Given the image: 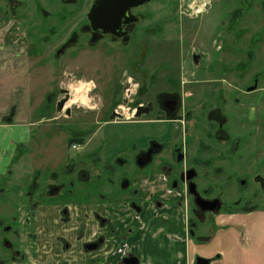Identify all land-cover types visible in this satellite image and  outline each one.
Wrapping results in <instances>:
<instances>
[{
  "label": "flooded vegetation",
  "instance_id": "flooded-vegetation-1",
  "mask_svg": "<svg viewBox=\"0 0 264 264\" xmlns=\"http://www.w3.org/2000/svg\"><path fill=\"white\" fill-rule=\"evenodd\" d=\"M160 1L0 0V12L21 19L20 27L27 26L32 40L38 26L54 31L52 36H59L56 55L70 48L113 45L118 50L143 49L140 55L145 57L146 38L152 31L149 26L155 27L153 35L159 41L169 40V28L163 22L167 19L180 27L182 37L177 42L182 47L191 43L193 47H200L194 44L192 32L187 26L193 29L203 21L207 23V29L202 30V41L206 47L202 46L199 51L206 54V70L189 75L182 72L180 81L169 78L174 85L158 88L151 96L147 94L156 86L159 73L156 70L150 73L142 71L144 60H134L138 54L135 50L133 59L132 56L129 59L125 86L121 84L119 101L112 103L111 109V114L121 116L125 113L121 110L124 102L127 119L108 121L129 122L137 129L136 134L129 138L126 149L120 150L123 154H117L121 152L107 147V150H103L101 143L84 153L95 163L92 172L97 173L93 180L94 189H84L87 200L80 202L75 182L64 179L60 187L66 185L67 189L62 203H67L69 208L63 206L61 212L64 215L55 222L43 225L40 222L33 225L27 222L29 224L26 226L34 228L26 235L31 243L28 252L21 247V250L12 247L8 239H3L4 246L11 250L9 257L13 261L27 262L30 257V264H101L100 251L108 247L109 253L110 245L100 227H108L111 219L100 212L104 203H99L92 193L99 190V173L105 168L108 169L106 172L117 174L123 161L125 166L121 186L129 184L131 197L128 202L136 215H141L147 202L152 203L157 214L164 207L186 205L185 221L190 236L197 232L201 234L209 224L214 225L215 220L207 218L208 214L249 212V207L264 210V0H237L234 7H226L231 2L225 0L221 8L217 7L219 0H199L197 9L198 4L194 0L195 7L190 4L185 11L179 8L181 0H173L172 17L163 14L161 19H156L152 13ZM96 5L98 8H94ZM94 11L97 13L95 16ZM102 12H105V16L99 18ZM155 22L157 25H153ZM194 52L193 49L192 54ZM194 59L197 60L196 57ZM58 93H63L64 97L57 101L56 108L64 111L71 100V91L62 88ZM64 98L67 100L59 109ZM70 111L67 107L66 113L70 114ZM142 127L146 130L143 131ZM79 132L84 136V131ZM120 139L117 147L123 144V138ZM83 147L84 139L78 145H73L72 149L83 150ZM100 151L105 155L102 156ZM111 156L114 158L109 160ZM64 162L62 159L57 169L62 168ZM65 163L62 172L68 174L75 165V158L67 156ZM212 172L218 176L238 175L239 185L250 190L246 194L249 196H240L234 203H223L218 195L211 197L206 180ZM41 174V180L47 183L57 172L47 173L35 168L29 188L35 189L40 185ZM82 174L83 171L80 179ZM159 175H164L168 182L165 192L175 194L171 199H154L151 194L156 186L161 187V184H153L154 178ZM178 188L183 192L176 193ZM147 191L149 193L146 195ZM30 193L27 192L28 195ZM30 197L27 203H55L37 200L35 194ZM186 199L188 203H184ZM213 200L218 203L212 209V203L207 201ZM2 202L10 203V200ZM80 205H88V209L83 211ZM235 207L241 210L227 212ZM21 224L14 229V238L19 235L25 237V226ZM140 228L145 227L141 223L138 226L130 225L120 237L116 235L118 241L110 254L113 258L121 257L118 264H145L137 245L132 243V238L138 237L134 231ZM8 230L11 229L7 225L4 231ZM116 231L111 230L113 234ZM42 235L47 236L44 238ZM7 256L0 258V264H9Z\"/></svg>",
  "mask_w": 264,
  "mask_h": 264
},
{
  "label": "rangeland",
  "instance_id": "rangeland-1",
  "mask_svg": "<svg viewBox=\"0 0 264 264\" xmlns=\"http://www.w3.org/2000/svg\"><path fill=\"white\" fill-rule=\"evenodd\" d=\"M224 1L219 0L220 5L217 7L221 8L222 4H225ZM227 1L231 3L226 4V7H234L237 3V0ZM172 2L173 0H161L159 4L155 5L152 16L156 19H161L163 14L172 17ZM195 3L198 4L197 9L200 1L196 0ZM195 3L194 0H181L179 8L185 11L190 4L195 7ZM0 15V116L5 114V112L2 114V111L7 109V111L9 110L8 114L11 115H6L5 119L17 113L16 118L13 116V120L29 121L32 124L30 140L26 144L19 145L14 153V159L18 154L20 157L18 160L13 159V164L9 166V171H12L10 173L8 171L4 177H0V255L2 256L0 258L4 259V256L8 255L9 264H30V257L27 262L22 263L10 259L11 250L7 249L3 242V239H8L12 243V247L14 246L19 250L21 247L28 252L31 243L26 237L34 228L32 227L30 231L25 233V237L19 235L14 238L13 234L14 229L18 228L21 222V226L28 227L26 226L29 224L27 222L37 224L40 221L41 209L39 208L45 203H27L31 198L30 196L33 197L35 194L37 200H43V202L54 201L55 203L46 204L60 206L59 219H61L64 215L61 212L63 206L66 205V209L69 208L67 203H62V196L66 194L67 189L66 185L60 187V183H63L64 179L67 178L68 181L75 182V189H78L77 195L80 202L87 200L85 188L94 189L93 180L97 173L92 172V167L95 163H92L91 159L87 158L84 153L92 151L91 149L95 145L98 146L101 143L103 150L107 147L121 152L117 154H123V151L120 150L126 149L129 138L137 132V129L133 128L129 122L108 121L109 119L114 121L127 119L125 116L127 110L123 108L124 102L121 104V110H124L125 113L123 112L121 116L111 114V109L112 103L115 104L119 101L121 84L125 86L129 59L131 56V60L133 59L135 50L138 54L135 55L134 60H144L142 71L150 73L156 70L159 73L156 86L150 89L151 91L147 94V96H151L152 92L154 93L158 88L173 86L174 84L169 78L180 81L182 72L189 75L192 72H204L206 70V54L199 53V51L202 46L206 47L202 41L204 39L202 30L207 29V23L203 21L193 29L187 26L189 32H192L194 44L201 48L193 47V43L190 46L186 44L182 47L177 42L182 37L180 27H177L176 22L167 19L163 22L167 25V29L169 28V40L162 39L159 41L153 35L155 27L149 26L152 31H148L149 35L146 38L145 57L140 55L143 49L140 51L139 48L118 50L113 45L96 48H70L56 55L59 36L57 34L52 36L54 31H48L38 26L36 32H33L32 40L27 26L20 27L21 19L13 18L11 15L5 16L2 12ZM153 25H157L156 22ZM48 38L50 40L47 42ZM192 48L195 50L194 54H192ZM132 70L137 71L134 68ZM184 85L186 84L182 86ZM62 88H68L71 91V100L66 106V108L71 109L70 114L66 113V108L64 111H59L56 108L57 101L64 97L63 93H58V90ZM100 124H102L101 127H99ZM79 130L84 131L85 137ZM142 130L145 131L146 128L142 127ZM93 134L95 136L92 139ZM74 136L81 140L84 139L85 147L83 150L72 149L73 145L80 143V141L69 143V139ZM120 138H123V144L117 147ZM101 151L100 153L104 156L105 152ZM67 156L75 158V165L68 174L62 172L66 166ZM100 158L102 157L100 156ZM113 158L111 156L108 159L112 160ZM62 159L65 162L62 168L57 169ZM121 164V169L117 174L112 175L110 172H106L108 169L105 168L99 173L101 175L99 190L92 193L99 203L109 205L115 200L129 203L131 197L128 190L129 184L121 186L125 162L123 161ZM35 168L47 171V173L54 171L57 172V175L48 179L47 183L45 180H41L42 174L39 175L40 185L31 189L29 185ZM81 171H83L82 179L79 178ZM86 171L87 173H85ZM8 173L9 175H6ZM109 178L111 180H108ZM45 183L46 187H44ZM206 183L211 190V197L218 195L223 203H234L240 196H249L246 194L250 190L239 185L236 174L218 176L212 172ZM115 184L117 187L114 186ZM49 185L56 187L49 189ZM57 187L61 189H56ZM182 190L178 188L176 193L183 192ZM27 192H31V195H28ZM8 200L10 203L2 202ZM15 201L16 203H14ZM184 203H188V200L186 199ZM182 208L185 215L187 206ZM249 208L252 209V207ZM237 210H241V208L235 207L231 210L228 209L227 212ZM211 215L208 214L207 218L211 217L215 220L216 214ZM136 218L141 219V216H136ZM7 225L11 230L5 232L4 227ZM212 230V226H208L205 235L210 234ZM134 232H137L135 235L138 236L140 230L136 229ZM258 254L255 253V255Z\"/></svg>",
  "mask_w": 264,
  "mask_h": 264
},
{
  "label": "crops",
  "instance_id": "crops-1",
  "mask_svg": "<svg viewBox=\"0 0 264 264\" xmlns=\"http://www.w3.org/2000/svg\"><path fill=\"white\" fill-rule=\"evenodd\" d=\"M8 112L5 109L0 116V177H4L9 171L19 145L26 144L31 138V122L13 120L17 113L5 119L6 115H10ZM31 160L33 162V158ZM154 180L153 184H161V187L156 186L155 191H151L154 199H171L175 196L165 192L168 182L163 175L155 177ZM148 193L149 191L145 194ZM147 203L140 215L141 219L136 218L137 215L129 203L122 200L112 201L100 208V212L111 219L108 227H100V231L108 237L110 245L109 253L108 247L100 251L101 264H118L121 257L113 258L110 254L118 241L117 236L120 237L130 225L138 226L140 223L145 228L140 229L138 237L132 238V243L137 245L145 264H194L197 255L212 259L211 264H264V210L219 213L214 225H211L213 230L210 234L205 235L204 231L201 234L197 232L195 235L199 234L198 236H190L182 206L164 207L157 214L152 203ZM79 207L83 211L88 209V205ZM39 209V222L42 225L59 219L60 206L48 204L41 205ZM166 215H170V218ZM112 229L117 230L115 234L111 232ZM30 230V227H24V235ZM42 236L46 238L47 235ZM141 244L144 246L141 247Z\"/></svg>",
  "mask_w": 264,
  "mask_h": 264
},
{
  "label": "water",
  "instance_id": "water-1",
  "mask_svg": "<svg viewBox=\"0 0 264 264\" xmlns=\"http://www.w3.org/2000/svg\"><path fill=\"white\" fill-rule=\"evenodd\" d=\"M94 8H98V5H96ZM95 14H97L96 11H94L93 16H95ZM102 16H105V12L99 13V18H103ZM100 25H102V24H100ZM66 100H67V98H64L60 102L59 109H62L63 104L65 103ZM207 203H212L210 205L211 206L210 208L213 209L216 206V203H218V202H217V200H213V201H207ZM195 264H211V260L209 258L198 256V257H196V263Z\"/></svg>",
  "mask_w": 264,
  "mask_h": 264
},
{
  "label": "trees",
  "instance_id": "trees-1",
  "mask_svg": "<svg viewBox=\"0 0 264 264\" xmlns=\"http://www.w3.org/2000/svg\"><path fill=\"white\" fill-rule=\"evenodd\" d=\"M79 141H81V139H79L76 136H74V137H72V138L69 139V143H72V142L74 143V142H79ZM19 157H20V154L16 155L14 160H18ZM251 210H254V209L253 208L252 209H249V211H251Z\"/></svg>",
  "mask_w": 264,
  "mask_h": 264
},
{
  "label": "clouds",
  "instance_id": "clouds-1",
  "mask_svg": "<svg viewBox=\"0 0 264 264\" xmlns=\"http://www.w3.org/2000/svg\"><path fill=\"white\" fill-rule=\"evenodd\" d=\"M209 2H210V0H209Z\"/></svg>",
  "mask_w": 264,
  "mask_h": 264
},
{
  "label": "bare ground",
  "instance_id": "bare-ground-1",
  "mask_svg": "<svg viewBox=\"0 0 264 264\" xmlns=\"http://www.w3.org/2000/svg\"><path fill=\"white\" fill-rule=\"evenodd\" d=\"M84 100V99H83Z\"/></svg>",
  "mask_w": 264,
  "mask_h": 264
}]
</instances>
